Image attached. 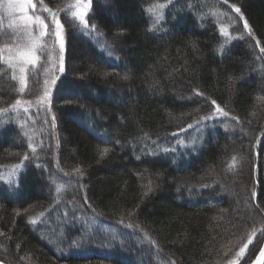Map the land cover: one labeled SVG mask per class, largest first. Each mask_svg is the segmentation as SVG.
<instances>
[{
    "label": "trees",
    "instance_id": "16d2710c",
    "mask_svg": "<svg viewBox=\"0 0 264 264\" xmlns=\"http://www.w3.org/2000/svg\"><path fill=\"white\" fill-rule=\"evenodd\" d=\"M159 3L167 7L156 24L150 9ZM229 4L241 8L252 32L243 27L230 43L212 14L234 12L223 0H93L86 18L96 36L64 22L65 70L35 122L37 151L15 123L0 127V168L24 165L13 187L0 184V261L252 263L264 241V0ZM40 73L20 93L0 62V108L41 95ZM212 100L229 116H215ZM209 115L215 118L195 123ZM181 137L186 143L178 144ZM56 174L76 181L61 198L51 190ZM64 201L101 224L75 228L70 211L54 221ZM253 229L261 230L240 259Z\"/></svg>",
    "mask_w": 264,
    "mask_h": 264
},
{
    "label": "snow or ice",
    "instance_id": "6c2138e0",
    "mask_svg": "<svg viewBox=\"0 0 264 264\" xmlns=\"http://www.w3.org/2000/svg\"><path fill=\"white\" fill-rule=\"evenodd\" d=\"M92 2L93 0H75V3L68 4L66 9L57 8L56 10L49 7L48 3H45V0H36V2H34V0H7V3L2 5L3 10L8 17V27L11 31L0 33V38L3 39V43L0 45V62L6 64L7 68L12 70L11 79L18 81L19 92L23 93L28 87L29 69L30 67H35L40 60L39 53L46 47L43 43L45 38L53 39L54 44H58L61 53L59 71L61 73L64 72L65 66L63 62V53L66 48L65 24L61 22L60 13L65 11L66 16L67 10L74 8L75 10H71V16L75 20H78L83 28L87 29L89 27V20L86 19L88 13L85 11V8H91ZM171 2L172 0H169V3ZM223 3L228 5L235 13L238 14L239 19L243 20L244 29L248 32V35L251 36L252 32L250 25L248 21L244 19L241 8L236 5L229 4V0H223ZM66 22L71 23V21L67 20ZM91 27L96 29L95 24ZM256 45L259 47L260 41L257 40ZM260 51L261 53H264V47H261ZM58 79V77H53L51 81H45V84L47 85L48 83H51V85L55 86ZM197 95H202V93L197 92ZM49 97L50 93L47 87H45L43 96L39 97L37 100V107L40 103L48 101ZM211 103L215 106V115L223 117L229 116V113L217 104L215 100H212ZM32 104L33 102L30 100L22 101L21 99H16L15 103L10 105V107L12 109H17L23 106L24 110L27 112ZM4 111H7V109L0 108V112ZM214 118V115L203 116L200 120L195 121V123L199 124L201 121ZM232 119H236V117H232ZM52 120H55V116L52 117ZM192 126V124L188 125L189 128ZM173 135H175V133H173ZM32 151L35 152V149L33 148ZM108 151L109 149L105 148L101 153V156L107 154ZM23 159L28 160V155H24ZM232 159L235 161L236 157H232ZM75 171L80 173L81 170L77 168ZM149 191H151V188H149ZM84 203L87 204L86 197L84 198ZM94 211L95 210L93 209V212ZM29 222L35 224L37 221L35 218H32ZM120 223L123 224V220H121ZM127 227L132 228L133 226L129 224ZM256 234V230L253 229L248 235L247 242L244 243L236 253L238 258H244L249 248V244L253 242ZM0 235L3 234L0 233ZM260 235L264 236V230H261ZM262 259H264V247L260 248L259 255L256 257L257 264H259V261ZM0 264H3V261H0ZM171 264H175V262H171ZM228 264H238V261L235 259L229 260Z\"/></svg>",
    "mask_w": 264,
    "mask_h": 264
},
{
    "label": "rangeland",
    "instance_id": "374dc122",
    "mask_svg": "<svg viewBox=\"0 0 264 264\" xmlns=\"http://www.w3.org/2000/svg\"><path fill=\"white\" fill-rule=\"evenodd\" d=\"M34 2H36V0H34ZM6 3H7V0H0V21H2L3 25L6 26L9 31H11V29L8 27V24H9L8 17H7V15L4 12L3 7H2V5L6 4ZM74 3H75V0L71 2V4H74ZM66 6L64 7L62 5L61 7H57V6L56 7L51 6V7L54 10H56L57 8L66 9ZM166 7H167V4H163V3L160 4L159 3V4H154L152 6V9H150L152 12V15L155 19V22H157L156 24H158L163 19V15H164ZM71 10H75V9L73 8ZM71 10H67L66 16H65V11H62L60 13L61 22L64 23L67 20V21H71V23L76 22V23L80 24V22L78 20H75L71 16ZM85 11L88 13L89 8H85ZM212 14H214V16L217 17V20L219 22L220 32L222 33V35L226 39L225 42L227 41V43H230L232 40H234V38H235V36H233L234 34L240 35V33L242 32L241 28H243V20L239 19L237 13H235V12L225 13V12L220 11V10H215V12H212ZM64 18H66L65 21H64ZM91 29H92V27L90 25L86 29L88 31L89 35L96 36ZM239 31H241V32H239ZM240 37H241V35H240ZM65 42H66V25H65ZM43 43L46 45V47L43 48V50L39 53L40 60L38 61V63L36 64L35 67H30L29 73H28V81H29L32 74H34V72H36V69H39V68L41 69L40 76L38 78H36V80L39 81V87L43 90L41 95L35 96L32 99H30V101H32L33 104L27 112L24 110L23 106L19 107L17 109H12L10 107L7 109V111L0 112V127L1 126H7L10 123H15L21 129L24 136L27 137V139L30 142L31 149L34 148L35 152L38 149V136H39L35 122L38 121L39 119H41V117L43 115H45L46 107L49 105V100L45 101L43 103H40L38 105V107H39V110H38L37 100L39 97L43 96V92L45 90V87H47V89L51 95V92L53 91V89L55 88L56 85L53 86V85H51V83H48L46 85L45 81H51V79L53 77H57V74L60 73L59 63H60L61 53H60L58 44H54L53 39H49V38H45ZM46 50L50 51L48 54V57L42 59ZM64 53H63V61H64ZM42 60H44L45 63L43 65V67H40L39 65H40ZM258 70L260 71L261 69H258ZM28 86H29V84H28ZM17 89H19V84L17 86ZM27 89H28V87L25 89V91L23 93H25L27 91ZM263 100H264V98H263ZM263 100L261 99V101H263ZM261 101H260V99L258 100V103H257L258 107L256 108L255 114L257 113V111L260 110V108L262 106L260 104ZM215 116H218V115H215ZM190 130H191V128L188 127L187 131H181V132L177 133V135H184ZM261 133H264V132L260 131V134ZM259 142H261V140ZM184 143H186V142L184 140H182V137L179 138L178 144H184ZM256 153H258V151H256ZM23 170H24L23 162L16 164V165H13V166H10V167L0 168V184H5L7 186L13 187L17 182L19 174ZM66 177L56 174V175H54V178H52L53 185L51 187V190L54 191V194H55V196H57V198L58 197L61 198V197L65 196L69 190L72 191V189L74 188V184L76 183V181L74 183L75 177H71L69 175H66ZM249 188H250V185L248 186V189ZM58 200H61V199H58ZM78 208H79V206L77 204H72L71 202L64 201V205H62L60 208L62 211V212H60L61 215L58 218L54 219V221L65 220L66 218H68L66 212L70 211L75 216L74 225L70 224V220L65 221L64 224H66V225L70 224V225L74 226L75 228L79 227L82 230L84 229L87 231V230H94L95 228H97L98 224H101V222L97 219L96 216H94L93 214H89V213L84 212L82 210V208H79V209ZM43 218L42 219L45 220L49 217L45 216ZM50 218H52V216H50ZM43 226L47 228L45 230L47 233L52 234L53 236H54V234L58 235L57 231L55 230V227L51 226V229H50V228H48L49 225H47V224H43ZM61 230H62L61 228H58V232H60ZM260 230L261 229L256 230V232H260ZM131 237H132V235L130 234V238ZM135 239H137V237ZM263 244H264V241H263ZM263 244H262V246H263ZM25 259L28 262H30L29 264H39V262L36 261L35 259H31V258H29V259L25 258ZM255 259H256V257H255ZM255 259L252 261V263L255 261ZM235 260H237V259H235ZM252 263H250V264H252Z\"/></svg>",
    "mask_w": 264,
    "mask_h": 264
},
{
    "label": "water",
    "instance_id": "95a60500",
    "mask_svg": "<svg viewBox=\"0 0 264 264\" xmlns=\"http://www.w3.org/2000/svg\"><path fill=\"white\" fill-rule=\"evenodd\" d=\"M262 247H264V244H263ZM258 255H259V253H258ZM258 255H257V256H258ZM257 256H256V257H257ZM3 264H6V263H3ZM252 264H257L256 259H255V261H254ZM259 264H264V259L260 260V261H259Z\"/></svg>",
    "mask_w": 264,
    "mask_h": 264
},
{
    "label": "bare ground",
    "instance_id": "6f19581e",
    "mask_svg": "<svg viewBox=\"0 0 264 264\" xmlns=\"http://www.w3.org/2000/svg\"><path fill=\"white\" fill-rule=\"evenodd\" d=\"M161 4V3H160ZM165 16V15H164ZM150 17V16H149ZM148 18V17H147ZM153 18V17H152ZM162 18V17H161ZM157 19V18H156ZM155 21V20H154ZM156 28V27H155ZM8 153V152H7ZM7 162V161H6ZM68 167V166H67ZM81 169V168H80ZM84 172V171H83ZM23 178V177H22ZM53 185V184H52ZM50 198V197H49ZM45 203V202H44ZM51 204V202H50ZM89 207V206H88ZM7 234V233H6ZM102 252V251H101ZM4 263V262H3Z\"/></svg>",
    "mask_w": 264,
    "mask_h": 264
}]
</instances>
